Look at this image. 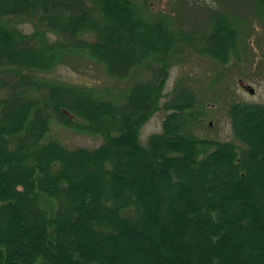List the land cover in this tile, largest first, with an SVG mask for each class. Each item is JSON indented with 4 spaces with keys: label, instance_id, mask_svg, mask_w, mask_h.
<instances>
[{
    "label": "trees",
    "instance_id": "16d2710c",
    "mask_svg": "<svg viewBox=\"0 0 264 264\" xmlns=\"http://www.w3.org/2000/svg\"><path fill=\"white\" fill-rule=\"evenodd\" d=\"M154 2L0 0V264H264V103L233 101L218 141L197 133L191 85L164 92L184 42L225 64L240 25L213 12L197 37ZM83 58L148 75L100 90L53 76ZM51 118L103 141L46 140Z\"/></svg>",
    "mask_w": 264,
    "mask_h": 264
},
{
    "label": "rangeland",
    "instance_id": "374dc122",
    "mask_svg": "<svg viewBox=\"0 0 264 264\" xmlns=\"http://www.w3.org/2000/svg\"><path fill=\"white\" fill-rule=\"evenodd\" d=\"M154 5L158 10L173 14L177 18V27L197 37L210 28L209 20L213 12H224L239 23L242 31L240 46L225 64L192 49L184 42L178 59L175 58L170 69L164 90L165 93L172 91L178 80L191 85L204 100V104L198 106L203 120L198 125L197 133L218 141L233 140L230 104L233 101L264 103V7L255 0H155ZM19 27L25 32L33 31V26L28 22L20 23ZM147 75L145 64L123 81L109 78L101 64L88 58L73 65H62L53 73L58 79L89 83L99 90L105 87L121 89L136 78ZM241 80L254 87L255 93L246 90ZM167 97L162 100L165 101ZM164 117L165 110H160L144 124L140 134L143 144L147 143L149 135L162 130ZM45 138L59 140L71 147L87 148L96 147L103 141L99 134L65 126L55 118L50 119V130Z\"/></svg>",
    "mask_w": 264,
    "mask_h": 264
},
{
    "label": "flooded vegetation",
    "instance_id": "af4514ba",
    "mask_svg": "<svg viewBox=\"0 0 264 264\" xmlns=\"http://www.w3.org/2000/svg\"><path fill=\"white\" fill-rule=\"evenodd\" d=\"M158 1H162V0H158ZM256 1V3H258L259 5H261V6H263L262 4L264 3V0H255ZM263 2V3H262ZM262 3V4H261ZM238 50V49H237ZM233 51V49L231 50V52ZM236 52V51H235ZM234 53V52H233ZM210 57L212 58V59H215V60H217V58L215 57V56H213V54H212V56L210 55ZM241 85L246 89V90H248L250 93H255V91L253 92L252 90H251V88H252V86L250 85V84H248V83H246V82H244V81H242L241 80ZM251 86V87H250ZM254 88V87H253ZM254 90H255V88H254Z\"/></svg>",
    "mask_w": 264,
    "mask_h": 264
},
{
    "label": "water",
    "instance_id": "95a60500",
    "mask_svg": "<svg viewBox=\"0 0 264 264\" xmlns=\"http://www.w3.org/2000/svg\"><path fill=\"white\" fill-rule=\"evenodd\" d=\"M251 90H252L253 92L255 91L253 87L251 88Z\"/></svg>",
    "mask_w": 264,
    "mask_h": 264
}]
</instances>
